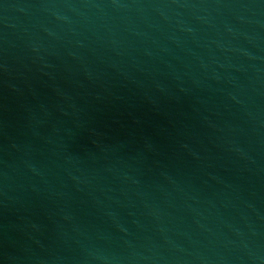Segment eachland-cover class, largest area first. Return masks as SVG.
<instances>
[{
	"label": "water",
	"instance_id": "water-1",
	"mask_svg": "<svg viewBox=\"0 0 264 264\" xmlns=\"http://www.w3.org/2000/svg\"><path fill=\"white\" fill-rule=\"evenodd\" d=\"M0 264H264V0H0Z\"/></svg>",
	"mask_w": 264,
	"mask_h": 264
}]
</instances>
